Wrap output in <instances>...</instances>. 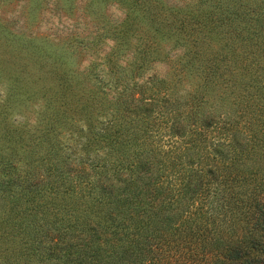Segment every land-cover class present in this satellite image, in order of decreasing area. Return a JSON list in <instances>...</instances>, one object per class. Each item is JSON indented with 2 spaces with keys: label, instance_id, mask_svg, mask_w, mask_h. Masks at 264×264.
<instances>
[{
  "label": "trees",
  "instance_id": "1",
  "mask_svg": "<svg viewBox=\"0 0 264 264\" xmlns=\"http://www.w3.org/2000/svg\"><path fill=\"white\" fill-rule=\"evenodd\" d=\"M47 1L92 27L0 22V264H264V0Z\"/></svg>",
  "mask_w": 264,
  "mask_h": 264
},
{
  "label": "rangeland",
  "instance_id": "2",
  "mask_svg": "<svg viewBox=\"0 0 264 264\" xmlns=\"http://www.w3.org/2000/svg\"><path fill=\"white\" fill-rule=\"evenodd\" d=\"M39 2L40 4L31 6V0H0V22H6V26L3 27V32H8L9 34H11V32L17 33L18 36L14 37V39L21 38L22 40L28 38L30 33L35 34L36 40H44L49 45V47L59 48V46L62 44V41L60 40L63 38V34L69 29V27H71V23L75 17L76 19L87 21L85 25L81 24L80 27L76 28L77 30L83 27L85 28L83 33H86L88 28L92 27L90 25V21L88 20L90 15H87L89 18L78 16L80 15L79 10L67 11L63 9L60 13L61 19L57 20V13H54V16L52 17L50 16L52 12H49L48 9L51 8V6H44L45 2L49 4V1L40 0ZM111 12L120 18L122 16L120 10L115 7H111ZM62 14L64 15L63 17ZM76 14L78 15L76 16ZM4 37L5 36L0 35V40L4 39ZM14 39L10 42L12 47L16 46ZM109 41L110 40H108V42ZM108 45L109 43L105 44V48H107ZM70 48L71 47L67 45L65 47V53L70 58L71 64L72 62L74 64L79 63L81 57H79L75 50L71 51ZM155 68L160 73L167 68V65L166 63H162L160 66L156 65ZM7 82V78H5L2 73H0V96H2L5 92ZM40 101L41 99L37 95H32V98L25 100L18 107L13 108L14 114L16 116L18 115L17 119L26 120L27 126H29L30 123H33L34 120H36L35 113L37 111V107L40 106ZM255 152L257 153L254 155L252 154L251 156V159H253V165H255L256 161L258 160L256 166H259L258 170L260 173H264V160L263 158L258 159L259 152ZM263 187L264 185L262 188Z\"/></svg>",
  "mask_w": 264,
  "mask_h": 264
}]
</instances>
